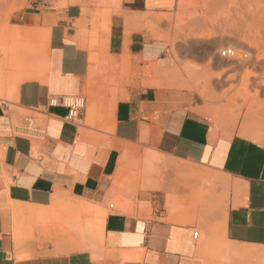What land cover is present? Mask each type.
<instances>
[{"label": "crops", "instance_id": "1", "mask_svg": "<svg viewBox=\"0 0 264 264\" xmlns=\"http://www.w3.org/2000/svg\"><path fill=\"white\" fill-rule=\"evenodd\" d=\"M179 1L30 0L12 16L11 26L45 32L47 42L44 71L22 82L13 101H0V264H264V107L238 98L245 71L258 76L252 82L264 79V62L220 55L246 49L231 27L233 0L185 9L187 29L175 18ZM167 15L172 22L161 20ZM106 54L116 65L129 59L130 85L114 104L87 105L67 122L62 98L82 95L91 64ZM150 64L156 77L144 74ZM232 81L237 88L226 91ZM17 110L43 124L41 141L14 132L13 117H25ZM120 155L153 169L129 214L105 205ZM155 169L201 178L208 188L197 199L235 198L200 219L173 206L151 179ZM61 209L89 216L63 220L65 237L51 227L49 237L22 238L26 222L53 223Z\"/></svg>", "mask_w": 264, "mask_h": 264}, {"label": "rangeland", "instance_id": "2", "mask_svg": "<svg viewBox=\"0 0 264 264\" xmlns=\"http://www.w3.org/2000/svg\"><path fill=\"white\" fill-rule=\"evenodd\" d=\"M261 1L262 2H260V0L231 1V8L233 9L231 27L235 31L234 37L241 42L246 49L242 50L229 47L225 50H220V55L222 52L231 50L233 53L232 57L227 55V53L225 55V57L230 60L244 62L247 66L250 65L253 59L257 62H264V0ZM29 2L30 0H0V101L6 102L7 104L13 101L14 93L22 82L37 78V76L34 75V71L31 69H40L42 63L45 62L46 33L36 32L35 34V31H28L32 33H28L30 34V38L27 37L26 40V37H17V31L20 33L22 32V35H19L24 37V34H27L26 29L10 25L12 16L26 9L29 6ZM208 2L209 0H180L178 11L175 16L177 22L181 21L180 24L182 27L187 29L189 25L187 16H184L181 20L183 11H185V9L194 10L201 5L205 8ZM167 16L169 17L168 22H172V16ZM203 20L208 26L211 25V19L207 14H204ZM32 34L33 38L31 36ZM182 35L185 40L196 36L187 33H182ZM199 36L210 38L211 33H203ZM249 44L252 46L250 47ZM33 63L35 65H33ZM90 70L92 71V75L90 78L87 77L86 88L82 96L85 98V106L89 105L91 109L95 106L100 108L106 102L114 104L119 99V94L124 92L126 86L130 85L133 77L131 65L127 57H122L121 63L116 65L114 59L107 54L106 56L98 55V60L93 61ZM149 71L152 74L150 73L149 75ZM159 71L156 64H150L149 68H144V74L147 77H156ZM247 73H251L250 76L254 74L251 70L245 71L243 79L238 86L240 90L238 98L242 99L244 102L261 103L264 107V100L259 99L258 92V88H264V79L252 82L250 80L251 77H249L246 80L245 76ZM254 75L258 78L256 74ZM205 83L208 84V80H206ZM7 87L8 92L5 93L4 90ZM235 88H237L236 82L232 81L229 82V87L226 91H231ZM251 89H255L253 93ZM8 106L9 110L12 111L13 107L10 105ZM16 113L19 115L30 114L20 110H17ZM15 119L14 116L13 120L15 121ZM17 121L14 122V125ZM152 170L153 169L148 171L143 162H141V159L130 160L120 155L116 171L111 177V189L113 187L115 192H111L110 189L109 196L105 200L107 211L115 210L128 214L133 213L137 204L138 195L147 191L143 190V185L146 184L148 180L150 181V172ZM115 179L118 181L116 187L114 186ZM151 179L160 184L163 188V193L171 199L174 207L178 206L187 211L197 212L200 219H208L214 216L210 214V206L217 204L223 197H228L227 206L230 201V195L233 196L232 199L235 198L233 193L219 192L197 199V196L206 192L208 188L203 186V180L197 177L190 178L182 176L168 170L155 169L152 172ZM205 183L207 184V182ZM179 192L180 197L178 196ZM55 216L53 223L51 218L43 223L37 224L26 222V224L23 225L22 238L27 241H33L35 233L49 237L51 227L55 228V232L60 237H65L69 232H67L65 221L63 220L69 216L68 218H78L80 221L84 216H89V214H74V211L71 212L68 209H61ZM197 234L202 235L201 232Z\"/></svg>", "mask_w": 264, "mask_h": 264}, {"label": "built area", "instance_id": "3", "mask_svg": "<svg viewBox=\"0 0 264 264\" xmlns=\"http://www.w3.org/2000/svg\"><path fill=\"white\" fill-rule=\"evenodd\" d=\"M233 55L231 50L222 52L221 55ZM54 103V101H52ZM61 105L68 109V114L65 120L69 123H77L80 112L85 107V98L82 95L64 96L61 100ZM14 132L32 141H41L45 136L43 124L39 123L33 115H25L24 121L19 126H14Z\"/></svg>", "mask_w": 264, "mask_h": 264}, {"label": "bare ground", "instance_id": "4", "mask_svg": "<svg viewBox=\"0 0 264 264\" xmlns=\"http://www.w3.org/2000/svg\"><path fill=\"white\" fill-rule=\"evenodd\" d=\"M260 2H262L261 0H260ZM259 5V4H258ZM261 7H263V6H261ZM262 13V12H261ZM169 20V17L168 16H163V17H161V20ZM10 29V28H9ZM16 31V30H15ZM9 32H10V30H9ZM8 32V33H9ZM26 32V31H25ZM34 32V31H33ZM22 33V32H21ZM19 31H17V37H21V38H25L26 40H27V37L28 38H30V34L32 33H30V32H28L27 31V34L28 33H30V34H28V36H27V34H24V37H22V36H20V35H22ZM10 34V33H9ZM20 34V35H19ZM35 34H36V32H35ZM35 34H34V36H35ZM26 35V36H25ZM42 35V34H41ZM32 36V38H33V34L31 35ZM197 38H203L202 36H198ZM249 46L251 47L252 45L251 44H249ZM231 53H232V51H231ZM226 55V54H225ZM229 56H231V55H229ZM232 57V56H231ZM28 64H30V63H28ZM11 65V64H10ZM10 65H9V67H10ZM33 65H35L34 63H33ZM37 66V65H36ZM12 68V67H11ZM34 68V67H33ZM44 68H45V62H43L42 63V65H41V67H40V69H31V70H33L34 71V75H36L37 77H38V75H40L43 71H44ZM29 69V68H28ZM39 70V71H38ZM149 73H151V72H149ZM152 74V73H151ZM250 74L251 73H247L246 74V80H247V78H249V77H252V75H254V74H252L251 76H250ZM255 76V75H254ZM12 79V78H11ZM10 82V81H9ZM152 85V84H151ZM3 103H6V102H3ZM9 107V106H8ZM15 121H17V120H15ZM14 121V122H15ZM14 122H13V125H14ZM21 123H20V121H19V123H18V121L15 123V125L14 126H19ZM156 161H160V159H157ZM161 162V161H160ZM213 183H215V184H218L219 186H222V187H228V186H230V181L229 180H227L225 177H222V176H220V175H214L213 176V178H212V180H211ZM147 188H150V187H148V186H143V189H147ZM29 214H30V216L32 215V214H34L33 213V211H29ZM32 217V216H31Z\"/></svg>", "mask_w": 264, "mask_h": 264}]
</instances>
